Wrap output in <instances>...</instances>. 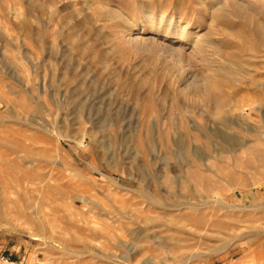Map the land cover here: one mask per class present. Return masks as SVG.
Wrapping results in <instances>:
<instances>
[{
	"label": "rangeland",
	"instance_id": "1",
	"mask_svg": "<svg viewBox=\"0 0 264 264\" xmlns=\"http://www.w3.org/2000/svg\"><path fill=\"white\" fill-rule=\"evenodd\" d=\"M98 1L0 0V254L264 264V0Z\"/></svg>",
	"mask_w": 264,
	"mask_h": 264
},
{
	"label": "bare ground",
	"instance_id": "2",
	"mask_svg": "<svg viewBox=\"0 0 264 264\" xmlns=\"http://www.w3.org/2000/svg\"><path fill=\"white\" fill-rule=\"evenodd\" d=\"M66 1V0H65ZM81 1V0H80ZM83 1V0H82ZM101 1V0H100ZM100 1H98V2H100ZM240 1V0H239ZM246 1V0H245ZM245 3V2H244ZM240 3V2H238L237 4H239L240 6H241V8L242 9H246L247 10V12H248V15H249V17H251V18H253L254 17V15L256 14L255 12H256V10H259L260 9V6L258 5V4H250V3ZM110 4V5H109ZM109 4H103V8H106L105 10L107 11H109V13H116L117 11H116V8L118 7H115V5H113V3L110 1L109 2ZM102 8V9H103ZM257 8V9H256ZM119 9V8H118ZM256 9V10H255ZM121 10V9H120ZM161 15V14H160ZM164 18V17H163ZM151 19V18H150ZM166 19V18H165ZM154 20V19H153ZM164 20V19H163ZM263 21V20H262ZM148 22V21H147ZM161 22V21H160ZM149 23V22H148ZM162 23V22H161ZM257 23V22H256ZM128 25H130L129 23H128ZM258 27H259V31H261L262 32V34H263V37H264V26L262 25V24H259L258 25ZM239 30H241V29H239ZM137 31H139L138 29H130L129 30V32L126 34V32H125V36H124V39L126 38V42L127 43H129V44H132V45H135V46H139V45H143L144 46V44H146V45H148V43H153V45H160L161 47H162V49L164 50V51H166V52H172V53H174L176 56H178L179 58H180V61H182L181 59L183 58V53L180 51V50H178V49H173V48H171L170 46H167V45H165V44H161L160 42H158L157 40H156V38L155 37H153V39L151 38H145L144 36H140V33L139 32H137ZM229 31H232V30H229ZM229 31H227V32H229ZM242 31V30H241ZM141 32V31H140ZM226 32V31H225ZM226 32V33H227ZM233 33V32H232ZM236 33V32H235ZM246 34H247V32H246ZM142 35V34H141ZM237 36V39L238 38H240V36L241 35H238V33L236 34ZM248 35V34H247ZM247 35H245V34H243V36L242 37H244L245 36V38L247 37ZM250 35V34H249ZM226 36V35H225ZM231 36V35H230ZM229 36V37H230ZM233 37V36H232ZM241 37V38H242ZM249 38H251V36H248ZM239 39V40H242V39ZM236 39V40H237ZM263 39V41H260V43L261 42H264V38H262ZM235 40V41H236ZM246 40V39H245ZM244 39H243V41H245ZM250 39H247V41L245 42V43H247L248 41H249ZM256 40V39H255ZM242 41V42H243ZM238 43H239V41H237ZM255 42L256 41H254V44H255ZM244 43V42H243ZM251 43H252V40H251ZM258 42H256V44H257ZM248 44V43H247ZM249 44H250V42H249ZM253 44V45H254ZM255 44V45H256ZM262 44V43H261ZM260 44V45H261ZM252 45V44H251ZM258 46V45H257ZM257 46H254V49H256V51H257ZM251 47H253V46H251ZM179 48V47H178ZM258 48H259V46H258ZM180 49V48H179ZM230 48H228L227 47V49H225V47L223 46V48H218V51H219V53H220V55L222 56V58L224 57L223 55L227 52V51H230L229 50ZM237 50L235 51H233V52H227L226 54L228 55V57H229V60H230V58L232 59V61L230 60L229 62H232V65H234V66H236V64L237 63H240L239 61H241L240 59H242L243 58V56H242V52H239L240 50L238 49V48H236ZM239 50V51H238ZM252 50V49H251ZM250 50V53H252V51ZM254 52H255V50H253ZM244 53V52H243ZM255 54H256V52H255ZM253 55H254V53H253ZM249 56V55H248ZM251 57V56H250ZM249 57V59H251V58H253V57H251L250 58ZM228 59H226L225 57H224V59H222V63L225 65L224 67L227 69V67L229 66V67H232L229 63H228V61H227ZM243 60V59H242ZM242 62V61H241ZM227 66V67H226ZM229 69V68H228ZM218 71V70H217ZM223 71V70H222ZM221 71V72H222ZM229 71V70H228ZM220 72V71H219ZM230 72V71H229ZM224 73V72H223ZM220 74H222V73H220ZM226 74V73H225ZM224 74H222V75H220V77H222ZM226 78H228V76L230 77V76H234V74H232V72L231 73H228V74H226ZM224 78H225V76H223ZM222 77V78H223ZM225 78V79H226ZM230 79H233L232 77H230L228 80H230ZM227 80V79H226ZM208 85V83L206 84V86ZM208 86H210V85H208ZM211 87V86H210ZM210 87L208 88L207 87V89L208 90H210ZM212 88V87H211ZM216 88V87H215ZM246 145H243L242 147H241V149L242 148H244ZM192 204H190V203H188V204H186V205H184L185 207L184 208H190V209H197L198 207H200L199 205H197V207L195 206H191ZM208 205H204V207H207ZM195 222V221H194ZM196 222H198V221H196Z\"/></svg>",
	"mask_w": 264,
	"mask_h": 264
},
{
	"label": "built area",
	"instance_id": "3",
	"mask_svg": "<svg viewBox=\"0 0 264 264\" xmlns=\"http://www.w3.org/2000/svg\"><path fill=\"white\" fill-rule=\"evenodd\" d=\"M0 264H24V263L14 261L11 257L5 254H0Z\"/></svg>",
	"mask_w": 264,
	"mask_h": 264
}]
</instances>
